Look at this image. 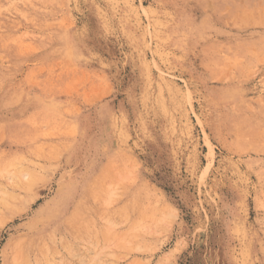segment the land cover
Returning <instances> with one entry per match:
<instances>
[{
    "label": "rangeland",
    "instance_id": "374dc122",
    "mask_svg": "<svg viewBox=\"0 0 264 264\" xmlns=\"http://www.w3.org/2000/svg\"><path fill=\"white\" fill-rule=\"evenodd\" d=\"M0 264H264V0H0Z\"/></svg>",
    "mask_w": 264,
    "mask_h": 264
},
{
    "label": "bare ground",
    "instance_id": "6f19581e",
    "mask_svg": "<svg viewBox=\"0 0 264 264\" xmlns=\"http://www.w3.org/2000/svg\"><path fill=\"white\" fill-rule=\"evenodd\" d=\"M11 177V176H10ZM4 194H5V192H4ZM6 200H7V198H6ZM4 204V203H3Z\"/></svg>",
    "mask_w": 264,
    "mask_h": 264
}]
</instances>
